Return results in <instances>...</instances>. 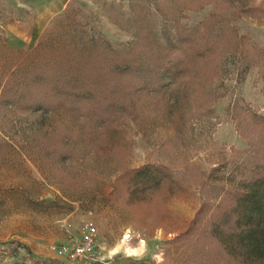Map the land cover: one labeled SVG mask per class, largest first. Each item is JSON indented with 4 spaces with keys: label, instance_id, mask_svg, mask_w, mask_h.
Returning <instances> with one entry per match:
<instances>
[{
    "label": "rangeland",
    "instance_id": "rangeland-1",
    "mask_svg": "<svg viewBox=\"0 0 264 264\" xmlns=\"http://www.w3.org/2000/svg\"><path fill=\"white\" fill-rule=\"evenodd\" d=\"M148 36L184 70L159 92L138 83L129 114L88 115L86 102L31 82L59 62H90L77 51L89 44L111 49L103 62L143 60ZM147 165L164 175L159 187L131 195L129 173ZM261 176L264 0H0V264H77L68 248L86 223L87 264H239L210 223Z\"/></svg>",
    "mask_w": 264,
    "mask_h": 264
},
{
    "label": "trees",
    "instance_id": "trees-1",
    "mask_svg": "<svg viewBox=\"0 0 264 264\" xmlns=\"http://www.w3.org/2000/svg\"><path fill=\"white\" fill-rule=\"evenodd\" d=\"M224 1L227 4L232 2V0ZM143 39L141 47L145 50L146 55L143 60H137L134 56H131V53L128 55L129 58L125 60L129 65H119L117 57L114 61L108 58L103 62L97 59L98 53L101 51L110 52L111 49L105 46L106 44H103V46L89 44L88 48H80L77 51L88 50L90 56L93 57L90 62L87 63L88 60H86V63H83V58L79 56V65L76 69L72 64L69 66L66 62H59L55 68L42 69L40 74H37L31 82L42 83L40 87L43 93L49 95L52 99L79 103L86 102L83 106L84 109L79 107L82 113H90V115L92 114V116L101 119L103 117L113 119L114 116L121 117L126 113L129 114L128 111L132 107L129 100L132 92L137 91L138 83L141 82L140 87L146 88L149 92H159L163 83L168 80L167 77L175 80L184 70L182 60L169 61L168 48L160 47L149 36ZM236 44V40H234L231 48ZM251 62L248 60L244 73ZM85 64H88L89 67L86 70L87 73L84 70ZM130 64L138 65L137 68L140 67V70H146L141 74H144L143 77L145 78H139L137 74L140 75L141 71H135L137 72L135 73L134 68L133 71L131 70ZM171 67L174 70L173 72L170 69ZM122 77L128 78L129 85H125L121 90L119 85L113 83H119V79ZM105 86L108 89L106 92L104 90ZM102 95L106 97L101 98ZM28 97L34 99V96H31L30 93ZM17 100L15 95L12 98L10 97V101L14 104L17 103ZM105 100H109L106 105H104ZM250 116L253 122L263 124V120L258 119L254 114H250ZM163 176L155 167L149 165L131 171L129 173L130 178L127 180L130 194L144 193L159 187ZM217 209H219V213L216 219L210 223V238L216 241L223 251L239 264H264V176L241 183V186L233 194L232 204L226 206L220 204ZM195 222L196 219L193 223ZM18 248L22 249L31 259H36L26 245H20ZM16 251L18 250L16 249ZM37 263L51 264L40 259H37Z\"/></svg>",
    "mask_w": 264,
    "mask_h": 264
},
{
    "label": "built area",
    "instance_id": "built-area-1",
    "mask_svg": "<svg viewBox=\"0 0 264 264\" xmlns=\"http://www.w3.org/2000/svg\"><path fill=\"white\" fill-rule=\"evenodd\" d=\"M82 232H83L82 243L72 244L70 248H68L70 250L71 258L77 264H87L88 262L91 261L90 255L92 253L95 243V233L92 224L86 223L82 227Z\"/></svg>",
    "mask_w": 264,
    "mask_h": 264
}]
</instances>
